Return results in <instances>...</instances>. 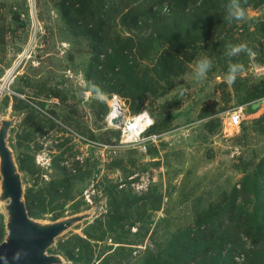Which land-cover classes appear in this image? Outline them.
<instances>
[{"label": "rangeland", "instance_id": "rangeland-1", "mask_svg": "<svg viewBox=\"0 0 264 264\" xmlns=\"http://www.w3.org/2000/svg\"><path fill=\"white\" fill-rule=\"evenodd\" d=\"M240 2L245 19L229 22V0H0V113L16 117L8 141L26 210H94L48 253L65 264H264V104L246 109L264 96V0ZM241 42L254 55L231 58L244 71L229 85L226 46ZM204 56L212 68L197 81ZM114 97L151 113L156 144L120 140Z\"/></svg>", "mask_w": 264, "mask_h": 264}, {"label": "water", "instance_id": "water-1", "mask_svg": "<svg viewBox=\"0 0 264 264\" xmlns=\"http://www.w3.org/2000/svg\"><path fill=\"white\" fill-rule=\"evenodd\" d=\"M15 122V116L0 113V213L5 229L0 242V264H65L61 254L48 253L47 250L56 244L59 237L89 219L94 210H81L56 219L34 218L28 214L25 182L8 141L10 128Z\"/></svg>", "mask_w": 264, "mask_h": 264}, {"label": "built area", "instance_id": "built-area-1", "mask_svg": "<svg viewBox=\"0 0 264 264\" xmlns=\"http://www.w3.org/2000/svg\"><path fill=\"white\" fill-rule=\"evenodd\" d=\"M257 70L264 75V64ZM261 98H264V96ZM260 103L264 104V102ZM124 113L127 114L124 120L118 121L115 118L117 121L115 124H112L120 130L121 141H126L129 145L135 146L141 151H146L150 145L157 143L160 134L158 132H151L150 130L154 125V117L148 110L142 109L129 113L127 108H125ZM108 121L110 123L109 119ZM242 121L243 112L241 110H235L230 113L228 118L230 126L239 127Z\"/></svg>", "mask_w": 264, "mask_h": 264}, {"label": "clouds", "instance_id": "clouds-1", "mask_svg": "<svg viewBox=\"0 0 264 264\" xmlns=\"http://www.w3.org/2000/svg\"><path fill=\"white\" fill-rule=\"evenodd\" d=\"M246 17V10L241 5L240 0H229V4L227 6V15L226 19L231 22L232 20H243ZM226 51V56L229 58L228 63V71L225 76V81L227 84L231 85L233 84L237 77L244 71V65L237 62H232L231 58L238 57L242 53H247L249 56L254 55L252 49L248 47V45L244 42L238 43V44H228ZM212 68V60L207 57H201L196 61V67H195V79L197 81L202 80L206 78L209 70ZM95 87V86H94ZM96 92L98 97H102L103 93L99 90V88H96ZM264 102V98H261L257 103Z\"/></svg>", "mask_w": 264, "mask_h": 264}, {"label": "bare ground", "instance_id": "bare-ground-1", "mask_svg": "<svg viewBox=\"0 0 264 264\" xmlns=\"http://www.w3.org/2000/svg\"><path fill=\"white\" fill-rule=\"evenodd\" d=\"M16 64H14L15 66ZM14 66L12 68H14ZM10 68V69H12ZM6 75V74H5ZM2 84H0L1 86ZM4 86V85H2ZM2 89V88H0ZM126 103L125 101H123L121 98L118 97H114L113 100L111 101V104H109V109H111L109 111V113H107V118L110 120L111 124H115V122L113 120L118 119V121L124 120L125 116L127 114L124 113ZM119 123V122H118ZM118 128V127H116Z\"/></svg>", "mask_w": 264, "mask_h": 264}, {"label": "trees", "instance_id": "trees-1", "mask_svg": "<svg viewBox=\"0 0 264 264\" xmlns=\"http://www.w3.org/2000/svg\"><path fill=\"white\" fill-rule=\"evenodd\" d=\"M258 105V103L257 102H255V103H253L252 105H249V106H247V111H249V112H252L255 108H256V106ZM109 108V107H108ZM152 128V127H151ZM151 130V129H150ZM58 218V217H57ZM54 219H56V218H54ZM2 240H0V242H1Z\"/></svg>", "mask_w": 264, "mask_h": 264}]
</instances>
